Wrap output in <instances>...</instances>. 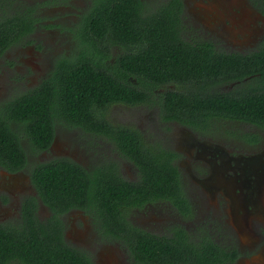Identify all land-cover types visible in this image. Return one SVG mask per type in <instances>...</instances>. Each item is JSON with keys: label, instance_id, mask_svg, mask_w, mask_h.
Here are the masks:
<instances>
[{"label": "trees", "instance_id": "16d2710c", "mask_svg": "<svg viewBox=\"0 0 264 264\" xmlns=\"http://www.w3.org/2000/svg\"><path fill=\"white\" fill-rule=\"evenodd\" d=\"M89 1L82 19L67 30L78 46L77 54L60 56L39 87L0 105V165L26 164V152L12 125L25 131L38 149H46L57 120L107 130L104 121L98 127L94 113L112 103L136 105L146 97H162L161 113L175 114L178 120L180 115L192 121L203 117V122L222 116L264 128V48L243 57L216 53L206 44L185 43L178 37L181 0H164L154 8L147 0ZM12 9L1 8L5 16L0 19V57L36 29L35 8ZM114 48L117 52L113 55ZM222 82H234L235 86L220 92L214 86ZM169 85L180 87L167 89ZM159 89L164 92L156 94ZM108 132L143 172L142 183H125L100 171L92 176L70 161L59 160L40 165L34 172L39 197L56 213L72 205L94 211L104 222L105 237L136 243L132 246L135 257L167 258V250H173L163 238L141 235V251L137 239L129 235L135 229L126 224L121 211L148 195L168 193L169 177H177L176 169L169 165V153L140 142L135 132L128 134L112 127ZM34 208L25 203L28 229H0V264H95L88 252L65 244L60 222L56 227L41 226L33 215ZM125 232L129 234L123 237ZM175 251L176 256H182L183 250ZM218 254L208 244L203 250L189 247L186 255L191 264L223 263L225 259H219Z\"/></svg>", "mask_w": 264, "mask_h": 264}, {"label": "flooded vegetation", "instance_id": "af4514ba", "mask_svg": "<svg viewBox=\"0 0 264 264\" xmlns=\"http://www.w3.org/2000/svg\"><path fill=\"white\" fill-rule=\"evenodd\" d=\"M25 1L24 5H18V0H0V19L5 16L1 8H7L10 12L16 6L35 8L36 31L27 37L29 42H26V45H31L32 40L37 38L38 24L42 22L38 15L42 8L39 3ZM147 1L151 8L157 5L156 0ZM215 2V12H222L225 19L236 28L207 33L187 27L185 31L184 10L187 2L181 0L180 40L193 46L206 44L216 53L243 57L264 48V0H251L253 7L257 6L261 19L259 25L257 23L259 29L256 33H240L241 29L235 20L248 17L234 0ZM82 3L86 9L90 5L89 0ZM86 9L72 13L73 21L78 23ZM189 11L198 12L203 17V13L197 10L191 8ZM16 47L21 50L24 48L11 46L13 49ZM77 51L66 56L77 54ZM116 52L114 48L112 54ZM46 54H40L38 65L32 64L34 83L28 85L33 86L32 89L23 92L14 87V93L33 90L51 75L57 58L50 62ZM24 64V60L18 65L17 59H14L15 68L20 70L21 77L28 74L27 70L20 67H25ZM17 80L12 82L19 85ZM132 82L135 84L134 79ZM234 86V82H222L214 87L220 92H226ZM175 87L180 86L169 85L166 88L174 90ZM5 92L0 95V99L8 97L9 93ZM161 92L164 90H155L156 94ZM12 98L0 101V105ZM161 101L162 97L157 96L141 98L136 105L112 103L103 108L104 111L94 113L93 117L99 119L98 127L104 125V121L105 125L116 131L121 129L128 134L135 132L140 142L169 153V165L176 169L177 177H169V183H166L170 188L168 193L148 195L137 205L123 206L121 211L126 224L135 229L131 234L125 232L123 237L126 234L132 235L134 241L137 239V244L143 234L163 238L173 250H167V258L150 260L142 255L135 257L132 252L135 247L132 249V246L136 243L130 239L105 237L103 233L106 229L101 228L104 222L98 219L94 211L72 205L65 212L56 213L39 197L34 172L40 165L59 160L70 161L88 174L92 173V176L100 171L104 175H115L125 183H142L143 172L130 159L127 149L121 147L118 139L109 134V128L102 130L99 127V130L84 124L72 126L57 120L50 145L46 149H38L29 142L25 131L12 125L11 128L19 135L20 145L26 152V164L10 168L0 165V229L5 230L11 226L28 229V224H24L28 222L24 216L25 203H28L31 208L35 206L33 215L41 226L56 227L60 222L65 244L75 250L88 252L95 264H107V257L103 255L107 247L114 249L117 254L123 253L124 264H191L186 255L188 248L203 250V245L208 244L220 252L219 259H225L220 264H237L248 252L250 258L254 259L252 264H264V219L258 208L264 207V128L222 116L203 122V117L192 121L180 115L178 120L175 114L161 113ZM117 107L125 108V111H117ZM78 220L81 221L82 232L75 229L74 223ZM138 245L142 251L143 244ZM177 248L183 250L182 256H176ZM224 252L229 255L224 257ZM96 257H100L98 262L95 261Z\"/></svg>", "mask_w": 264, "mask_h": 264}, {"label": "rangeland", "instance_id": "374dc122", "mask_svg": "<svg viewBox=\"0 0 264 264\" xmlns=\"http://www.w3.org/2000/svg\"><path fill=\"white\" fill-rule=\"evenodd\" d=\"M18 5H24L25 0H18ZM30 3H39L41 4V10L38 11V15L41 17V23L38 24L37 28V38L31 39V45H26V42L29 40L22 41L15 46L24 47L23 50L20 47L9 48L6 52V55L0 57V95L9 93L7 99L18 96L22 94L23 90L32 89L33 86L28 87V85H33L34 79L33 76V67L38 65L37 59L40 57V54L43 52L47 53L46 56L49 57L50 62L53 58H59L63 55H69L74 50H78L76 42L73 40L71 35L67 33L69 27L74 26L77 22L73 21L71 17L72 13L77 11H82L85 9L82 2H87L88 0H27ZM157 3L164 0H156ZM187 2L186 8L184 10V29L187 30V27L195 31L207 32L216 30H226L231 27L236 26L231 24L225 19L224 14L215 12V6L217 0H184ZM235 3L243 9V13L248 18L243 17V19H236L238 27H240V33L246 31L248 33H256L259 29L258 25L260 23V17L258 14L257 6L253 7L251 0H234ZM194 9L203 13V17L197 13H191L189 10ZM224 20V22H223ZM255 22V23H254ZM258 23V25H257ZM47 25H50L48 28ZM204 26V27H203ZM36 31V30H35ZM43 50V51H42ZM4 52V53H5ZM35 58V60L33 59ZM14 59H17V64L24 60L25 67H20L22 70H27L28 74H24L21 77L20 70L15 68ZM20 60V61H19ZM10 69L8 70V65ZM34 66H33V65ZM26 76V78H25ZM21 78L20 81L17 80ZM34 78V77H33ZM17 80L20 84L12 82ZM26 80V81H25ZM15 88H20L22 93L16 94L12 90ZM5 96H3L0 101H4ZM125 111V108L117 107V111ZM121 113V112H120ZM260 209L259 214L264 219V207ZM136 223V220H134ZM81 222L78 220L74 223L75 229L82 232L83 228L81 227ZM93 230V229H92ZM104 246H110L105 244ZM103 255L107 257V264H124V255L123 253L117 254L114 249L111 247L104 248ZM100 258V257H99ZM99 258L96 257L95 261L98 262ZM254 262L253 258H250V252L244 256L237 264H252Z\"/></svg>", "mask_w": 264, "mask_h": 264}]
</instances>
